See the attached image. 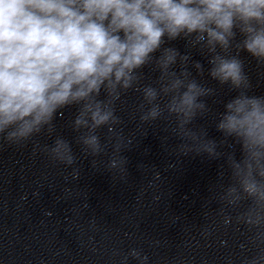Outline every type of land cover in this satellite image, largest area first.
Listing matches in <instances>:
<instances>
[{
  "label": "clouds",
  "instance_id": "9594fccd",
  "mask_svg": "<svg viewBox=\"0 0 264 264\" xmlns=\"http://www.w3.org/2000/svg\"><path fill=\"white\" fill-rule=\"evenodd\" d=\"M241 53L264 67V0H0V141L51 137L57 117L75 107L71 128L81 152L106 154L99 134L106 128L116 138L106 168L126 174L121 152L132 138L125 144L116 133L124 123L117 103L138 92L141 125L168 121L182 141L178 154L224 160L219 213L229 224L225 209L237 211L236 223L251 234L241 247L255 251L240 264H264V94H255ZM145 69L154 74L149 82ZM225 88L234 95L214 112ZM210 113L219 141L194 123ZM43 151L79 177L69 140L57 135ZM129 257L148 264L138 249L121 264Z\"/></svg>",
  "mask_w": 264,
  "mask_h": 264
}]
</instances>
